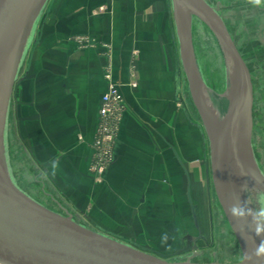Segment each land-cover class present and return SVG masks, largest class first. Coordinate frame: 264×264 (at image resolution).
Segmentation results:
<instances>
[{"label": "crops", "instance_id": "0c3cea01", "mask_svg": "<svg viewBox=\"0 0 264 264\" xmlns=\"http://www.w3.org/2000/svg\"><path fill=\"white\" fill-rule=\"evenodd\" d=\"M142 4L54 0L37 25L29 69L13 96V119L17 140L39 177L49 182L52 193L40 203L49 196L73 217L90 220L94 230L171 257L192 236L184 235V217L194 221L189 186L199 228L194 224L202 230L201 175L210 203V170L207 166L202 171L199 164L206 135L180 97L181 63L175 51V71L141 66L136 87L129 84L128 71L118 65L126 57L122 49L129 57L133 46L146 44L153 14H172L169 0L164 8ZM171 32L174 37L172 20ZM77 36L91 38L94 47L79 51L73 40ZM108 61L126 111L113 147L114 161L95 182L90 173L91 147L108 87L104 79ZM55 162L59 166L53 176ZM179 240L181 249L176 246Z\"/></svg>", "mask_w": 264, "mask_h": 264}, {"label": "water", "instance_id": "95a60500", "mask_svg": "<svg viewBox=\"0 0 264 264\" xmlns=\"http://www.w3.org/2000/svg\"><path fill=\"white\" fill-rule=\"evenodd\" d=\"M54 0H0V264H239L198 262L200 237L187 236V245L171 257L147 251L105 235L65 212L46 207L14 182L7 159V128L20 72L33 43L37 25ZM179 54L190 96L210 148L212 184L216 200L233 231L241 255L261 237L247 223L227 214L230 204L247 198L242 186L264 189V174L253 149L254 84L250 68L218 10L206 0H171ZM197 21L216 38L228 70V104L217 107L216 95L206 86L198 67L193 23ZM221 98V97H220ZM218 98V99H220ZM241 161L243 168L237 166ZM241 172L246 173L241 174ZM255 178V179H254ZM259 179L260 183H256ZM188 199L198 227L196 206ZM186 253L188 257L182 260ZM247 264H264L253 260Z\"/></svg>", "mask_w": 264, "mask_h": 264}, {"label": "rangeland", "instance_id": "374dc122", "mask_svg": "<svg viewBox=\"0 0 264 264\" xmlns=\"http://www.w3.org/2000/svg\"><path fill=\"white\" fill-rule=\"evenodd\" d=\"M144 1V2H143ZM171 3V0H169ZM210 5L218 10L219 15L224 20L229 32L231 33L236 45L241 54L246 60L253 78L254 84V127H253V149L258 163V166L264 174V7H257L249 4L248 0H206ZM141 2V3H140ZM136 3L141 6L148 7L151 4L153 7L161 5L165 6V0H136ZM164 10V9H163ZM148 15H146L147 17ZM171 20L173 21L175 30V39L171 32ZM152 35L145 31V45L133 46L130 50L129 57L124 54L126 51L122 49L125 60L118 65L122 69L128 71L131 86H138L139 78L138 71L141 66L144 69H169L175 71L173 63V51L179 54V42L176 33L175 19L173 13L171 15L163 14L158 16L152 15ZM79 51H87L94 47V40L87 36H77L73 38ZM83 41L82 44L79 41ZM137 41H140L137 38ZM193 42L195 55L199 70L206 86L216 95L212 97L213 103L224 110L228 104V100L224 98L228 93V70L226 67L223 52L213 34L204 27L201 23L194 21L193 23ZM35 44H37L35 42ZM30 46L26 55L23 67L20 72V80L23 78L27 68L31 62L33 51ZM34 47V46H33ZM159 56V57H158ZM143 57V62L141 58ZM172 61V62H171ZM181 63V61H180ZM28 65V66H27ZM113 66L110 61L104 67V79L108 85L106 74L110 71L113 75ZM178 81L180 82L179 94L188 110L199 120L202 133L205 130L200 121L197 110L192 102L188 81L183 70L182 64L179 68ZM114 82L116 80L113 75ZM221 97V98H220ZM220 98V99H218ZM14 103V101L12 100ZM11 105L8 128H7V159L10 172L14 182L28 195L40 202L45 194L52 193L49 189V182L44 180L39 173L34 169L30 156L21 147V143L17 140L14 116V104ZM95 140L92 143V160L94 153ZM202 139V154L200 166L202 171L209 168L210 182V203L207 199L205 179L201 175L202 187V207L199 213L202 234L206 239L199 241L198 246L206 252V259L209 262L217 260L221 263H235L240 260L241 252L237 239L231 230L228 222L223 219L225 217L221 207L219 206L212 184L211 163H210V148L209 141L206 136L204 148ZM90 173L96 182L103 175H97L96 171L90 167ZM204 174V173H203ZM37 176V177H36ZM99 177V178H98ZM205 188V189H204ZM44 193V194H43ZM46 207L55 212L66 214V210H62L57 203L50 201L49 196L44 200ZM212 211H210V208ZM210 217H214L211 222ZM77 222L89 226L92 229L95 227L86 217H73ZM185 218V236L190 234L198 237L199 230L195 227L192 217ZM184 236V237H185ZM178 249L182 248V241L179 240L176 245ZM176 248V249H177ZM182 258H175V260Z\"/></svg>", "mask_w": 264, "mask_h": 264}, {"label": "built area", "instance_id": "2783aa9c", "mask_svg": "<svg viewBox=\"0 0 264 264\" xmlns=\"http://www.w3.org/2000/svg\"><path fill=\"white\" fill-rule=\"evenodd\" d=\"M83 41H79L82 44ZM107 91L102 97L99 109V124L94 145L92 168L97 175H104L114 161L113 147L117 141L123 116L126 111L119 85L109 71L106 74Z\"/></svg>", "mask_w": 264, "mask_h": 264}, {"label": "clouds", "instance_id": "9594fccd", "mask_svg": "<svg viewBox=\"0 0 264 264\" xmlns=\"http://www.w3.org/2000/svg\"><path fill=\"white\" fill-rule=\"evenodd\" d=\"M249 4L257 7H264V0H248ZM58 162L52 164L51 174L56 175ZM237 166L243 168L241 161L237 160ZM241 174H245L241 172ZM255 179V178H254ZM256 183H260L257 179ZM242 190L247 193L245 200L236 197V202L229 205L227 214L237 221L247 223L248 228L256 237H261L259 244H255L251 251L242 253L239 264H247L254 259L264 260V189H249L247 184L242 186Z\"/></svg>", "mask_w": 264, "mask_h": 264}, {"label": "flooded vegetation", "instance_id": "af4514ba", "mask_svg": "<svg viewBox=\"0 0 264 264\" xmlns=\"http://www.w3.org/2000/svg\"><path fill=\"white\" fill-rule=\"evenodd\" d=\"M211 211H212V210H211ZM222 218L226 220L225 217H222ZM213 219H214V217H210L211 222H213ZM226 221H227V220H226ZM198 235H199L198 237L202 236V239H200L199 241H204V242H205L206 239L204 238V236H203L201 230H199V234H198ZM199 241H198V242H199ZM198 242H197V245H198ZM185 247H186V245H185ZM185 247H183V249H184ZM198 247H199V246H198ZM206 252H207V251H204V250L201 249V247H199V253H200V256H198L195 260L198 261V262H209V261L205 258V257H206V255H205ZM188 255H190V253H186L183 257L186 258V257H188ZM214 261H217V260H214Z\"/></svg>", "mask_w": 264, "mask_h": 264}, {"label": "bare ground", "instance_id": "6f19581e", "mask_svg": "<svg viewBox=\"0 0 264 264\" xmlns=\"http://www.w3.org/2000/svg\"><path fill=\"white\" fill-rule=\"evenodd\" d=\"M176 55H178V54H176ZM178 60H179V58H178ZM179 64H180V60H179Z\"/></svg>", "mask_w": 264, "mask_h": 264}]
</instances>
